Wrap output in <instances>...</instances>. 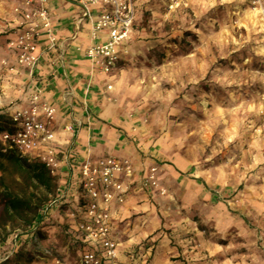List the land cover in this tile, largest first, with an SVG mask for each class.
<instances>
[{
  "label": "rangeland",
  "instance_id": "rangeland-1",
  "mask_svg": "<svg viewBox=\"0 0 264 264\" xmlns=\"http://www.w3.org/2000/svg\"><path fill=\"white\" fill-rule=\"evenodd\" d=\"M136 6L135 47L114 71L129 112H140L152 146L161 143L155 153L167 193L141 197L129 220L145 227L152 215L162 223L177 216L197 227L194 248L216 247L232 264H264V0H136ZM4 37L0 31V48H7ZM7 125L0 114V132ZM18 156L12 151L0 160V216L15 195L43 196L22 183ZM62 215L54 212L35 228L41 241L48 228L63 243ZM27 229L0 222V264H40ZM160 230L141 244H156ZM19 233L17 248L12 237Z\"/></svg>",
  "mask_w": 264,
  "mask_h": 264
},
{
  "label": "crops",
  "instance_id": "crops-1",
  "mask_svg": "<svg viewBox=\"0 0 264 264\" xmlns=\"http://www.w3.org/2000/svg\"><path fill=\"white\" fill-rule=\"evenodd\" d=\"M19 5V0H0V31L5 33V44L15 36L11 30L19 19L14 11ZM49 8L59 39L58 50L41 53L34 74L35 83L26 82V73L17 63L16 51L0 48V59L6 58L4 61L14 69L0 68V114L8 120L10 110L25 107L30 91L37 84L43 89V99L56 105L58 115L54 122L56 141L53 145L61 151L62 161L51 176L56 179L57 191L64 183L74 184L85 155L93 162L108 156L129 161L138 171L153 164L161 169V159L155 153L161 150V143L157 140L152 146L140 112H129L127 98L120 89L121 81L114 71L117 65L107 75L96 74L91 80L87 77L91 68L85 55L89 47L90 22L83 7L76 0H49ZM99 8H91L92 13ZM136 25L127 41L129 52L135 47ZM108 85H112L111 90ZM113 93L117 97L113 98ZM71 119L73 127L68 129ZM153 194L156 193L137 188L124 204L113 207L112 235L119 243L120 264H232L216 247H209L211 253L208 254V250L194 248L192 243L199 232H195L197 227L193 222L183 224L176 216L171 222L162 223L152 215L144 227L129 220L134 203L141 197L157 196ZM54 212L63 214L61 222H68L65 210H52L47 217H52ZM157 228L161 230L153 237L156 244H141ZM46 229L47 235L43 234L41 243L29 247L40 264H47L48 258L43 254L45 248H55L62 253L66 250V238L63 236V243H60L52 238L53 231ZM165 230L169 231V236ZM246 233L249 243L253 244L255 234ZM172 241L177 245L171 246ZM74 260L73 256L68 258L70 264H74Z\"/></svg>",
  "mask_w": 264,
  "mask_h": 264
},
{
  "label": "built area",
  "instance_id": "built-area-1",
  "mask_svg": "<svg viewBox=\"0 0 264 264\" xmlns=\"http://www.w3.org/2000/svg\"><path fill=\"white\" fill-rule=\"evenodd\" d=\"M76 1L90 22L89 47L85 55L91 67L87 77L91 80L96 74H109L129 53L127 41L137 19L136 0ZM19 3L14 9L19 19L11 30L15 36L8 40L7 48L16 51L17 63L26 73V82L33 84L41 53L57 51L59 39L49 0H19ZM96 6L100 8L92 13L91 8ZM0 68L14 70L6 61ZM107 88L111 90L112 85ZM57 115L58 108L43 99V89L37 84L30 91L25 107L10 110L8 125L0 132L2 146L21 157L43 162L54 175L62 161L61 151L53 145ZM73 121L71 119L68 129H72ZM73 185L64 183L50 205L51 209L66 211L67 242L65 253L55 248L43 250L47 264H70L71 253L75 257L74 264H120L119 243L112 235L113 207L124 204L137 188L160 195L167 193L159 177L158 165L144 166L138 171L133 163L111 156L93 162L85 155ZM26 238L34 245L41 243L35 230ZM15 241L14 246L18 248L19 243Z\"/></svg>",
  "mask_w": 264,
  "mask_h": 264
},
{
  "label": "trees",
  "instance_id": "trees-1",
  "mask_svg": "<svg viewBox=\"0 0 264 264\" xmlns=\"http://www.w3.org/2000/svg\"><path fill=\"white\" fill-rule=\"evenodd\" d=\"M9 152L12 151L5 150L1 143L0 160L8 157ZM16 167L22 175V183L31 187L33 186V188L37 190H41L43 196L41 200L38 201H35V195L33 193L13 196L7 201L4 211L0 216V222H8L10 220L20 222L22 226H28L26 233H30L34 231L35 228L37 229L40 223H44L47 215L50 213V205L57 193V182L56 179L51 176L50 170L46 165L37 159L29 160L28 158L18 156ZM64 227L65 229L67 227L65 223ZM7 235L6 233L2 242L6 240ZM21 236L22 234L19 233L16 238V234H14L12 241L14 242V239H16L15 243H19L21 241Z\"/></svg>",
  "mask_w": 264,
  "mask_h": 264
},
{
  "label": "bare ground",
  "instance_id": "bare-ground-1",
  "mask_svg": "<svg viewBox=\"0 0 264 264\" xmlns=\"http://www.w3.org/2000/svg\"><path fill=\"white\" fill-rule=\"evenodd\" d=\"M209 231V230H208ZM210 240H212V239H210Z\"/></svg>",
  "mask_w": 264,
  "mask_h": 264
}]
</instances>
